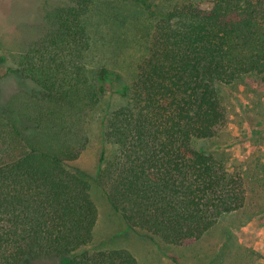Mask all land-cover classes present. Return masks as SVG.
I'll return each instance as SVG.
<instances>
[{"label": "trees", "instance_id": "trees-1", "mask_svg": "<svg viewBox=\"0 0 264 264\" xmlns=\"http://www.w3.org/2000/svg\"><path fill=\"white\" fill-rule=\"evenodd\" d=\"M99 1L63 0L19 66L0 75L39 89L22 107L0 110V264H139L126 249H88L98 209L89 181L71 168L88 143L72 118L108 92L124 102L107 115L112 153L101 152L94 183L130 229L188 247L247 205L242 167L230 171L198 144L229 147L226 87L264 89V0H123L155 26L138 73L118 88L119 74L82 63Z\"/></svg>", "mask_w": 264, "mask_h": 264}, {"label": "rangeland", "instance_id": "rangeland-1", "mask_svg": "<svg viewBox=\"0 0 264 264\" xmlns=\"http://www.w3.org/2000/svg\"><path fill=\"white\" fill-rule=\"evenodd\" d=\"M62 3L63 0H0V58L3 59L0 75L19 66L20 57L44 35L47 15ZM154 26L155 21L148 20L133 2L100 0L90 17L92 49L82 63L87 70L105 67L119 74L121 81L115 83V88L130 83L148 55ZM263 92L257 83L223 90L225 100L227 96L231 98L232 113L222 139L227 140L229 147L216 152L210 141H201L198 146L224 158L230 171L236 165L242 167L248 189L247 205L222 217L200 241L188 247L169 245L141 230L130 229L94 183L101 152L106 151L108 156L112 153L105 139L107 115L124 100L117 93L108 92L92 111L75 115L73 130L82 132L88 143L71 168L89 181L98 209L94 241L88 249H126L139 264H264ZM37 94L36 83L8 74L0 79V110L10 104L22 107L28 97ZM68 260L67 257L27 259L22 264H67Z\"/></svg>", "mask_w": 264, "mask_h": 264}]
</instances>
